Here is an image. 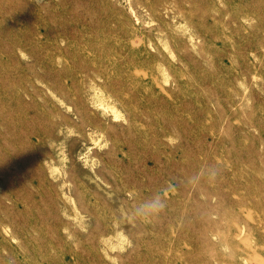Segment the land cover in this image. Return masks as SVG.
Here are the masks:
<instances>
[{
    "label": "rangeland",
    "instance_id": "obj_1",
    "mask_svg": "<svg viewBox=\"0 0 264 264\" xmlns=\"http://www.w3.org/2000/svg\"><path fill=\"white\" fill-rule=\"evenodd\" d=\"M262 263L264 0H0V264Z\"/></svg>",
    "mask_w": 264,
    "mask_h": 264
},
{
    "label": "clouds",
    "instance_id": "obj_2",
    "mask_svg": "<svg viewBox=\"0 0 264 264\" xmlns=\"http://www.w3.org/2000/svg\"><path fill=\"white\" fill-rule=\"evenodd\" d=\"M166 189L158 191L143 200H140L132 209L130 215L140 224L153 223L167 207Z\"/></svg>",
    "mask_w": 264,
    "mask_h": 264
},
{
    "label": "bare ground",
    "instance_id": "obj_3",
    "mask_svg": "<svg viewBox=\"0 0 264 264\" xmlns=\"http://www.w3.org/2000/svg\"><path fill=\"white\" fill-rule=\"evenodd\" d=\"M134 44H135V43H134ZM232 222H233V221H232ZM234 223H236V222H234ZM255 223H256V222H255ZM243 230H244V229H241V230H240V235H242ZM241 231H242V232H241ZM238 234H239V232L237 233V235H238ZM259 263H260V262H259ZM262 264H264V263H262Z\"/></svg>",
    "mask_w": 264,
    "mask_h": 264
}]
</instances>
